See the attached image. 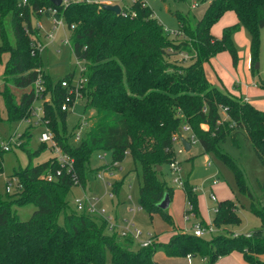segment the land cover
Masks as SVG:
<instances>
[{
	"label": "trees",
	"instance_id": "trees-1",
	"mask_svg": "<svg viewBox=\"0 0 264 264\" xmlns=\"http://www.w3.org/2000/svg\"><path fill=\"white\" fill-rule=\"evenodd\" d=\"M43 6L55 7V15L64 18L72 53L76 60L86 63L85 111L95 110L94 124L88 127L78 146L69 144L73 133H67V111L61 110L67 89L60 82L71 78L72 73L54 83L42 70L37 49L39 28L32 18L42 16L39 10ZM231 10L236 12L239 23L225 28L221 38L215 37L212 27ZM8 14L14 46L9 44L3 27ZM175 15L184 39L171 40L150 6H142L140 2L116 14L95 2L55 6L50 0H27L26 4H21V0H0V54H8L0 94L8 122L29 117L33 102L48 94L49 99L43 101L42 118L61 151L73 159L79 184L84 186L88 173L85 166L93 151L110 152L112 162L127 153L140 166L139 205L149 213H162L168 222L171 217L167 209L157 204L166 193L171 198L172 189L159 174L175 158L174 142L182 125L190 127L205 152L214 151L233 167L241 190L249 195L252 194L242 169L221 151L219 143L228 136L236 141L239 134L245 133L264 165V110L213 85L205 70V64L223 51H229L237 63L233 35L240 25L250 33L252 69L256 68L264 28V0H210L204 16L195 25L189 16ZM183 53L190 56L189 65L172 61ZM36 81L44 88L38 94ZM10 85L31 89L17 101ZM258 85L264 89V81ZM25 144L22 142L19 147ZM37 152L28 151V155ZM3 153L0 151V170ZM157 166H162V170L158 171ZM47 172L55 179H43L41 176ZM12 177L16 180L14 195L4 201L0 199V264H159L154 258L157 245H163L170 257L199 254L215 263L235 251L246 264H264V227L253 231L251 236L218 234L211 239L177 232L166 244L154 243L133 250L131 238L105 234V220L84 211H67L66 195L74 186L72 172L62 167L56 157L14 169ZM184 189L190 205L187 212L197 215L195 189L188 181L184 182ZM28 203L36 209L28 220H20L12 205ZM234 206L230 201L218 204L214 219L217 227L229 220L238 221ZM254 212L264 218L261 211L254 209ZM200 225L205 227L203 221Z\"/></svg>",
	"mask_w": 264,
	"mask_h": 264
},
{
	"label": "rangeland",
	"instance_id": "rangeland-1",
	"mask_svg": "<svg viewBox=\"0 0 264 264\" xmlns=\"http://www.w3.org/2000/svg\"><path fill=\"white\" fill-rule=\"evenodd\" d=\"M131 1L121 0L119 3L123 6L129 5ZM209 2L210 0H149V6L152 9L154 17L163 24L168 37L171 40H177L184 39L186 36L175 33L178 31L180 25L179 19L175 14L181 13L189 16L192 24L195 25L196 21L204 16ZM196 3H198V6L193 8V5ZM234 19V16L231 18L230 15L223 20L220 19L221 22L219 20L212 28L214 36L221 38L225 28L239 23V20H237L232 25L222 27V24ZM32 23L34 25H41L38 32V39L43 45L40 57L44 73L54 83L72 73L71 78L67 80H70L72 83H77L80 79V64L72 53L71 43L64 41L69 38L67 28L59 27L52 29L55 25L47 16H36L32 18ZM3 27L9 44L14 46L15 36L10 14L3 19ZM172 31L175 32L172 33ZM46 33H51V37L45 36ZM233 41L238 53L237 63H234L229 51L225 52V55L230 60V64H225L230 69L234 67V72H231L228 68L233 78L229 90H236V85L241 84L245 89L247 85L255 86V84L264 81V28L261 32V48L258 61L260 66L258 69H252L251 36L245 26H239L233 35ZM7 60V53L0 54V90L4 84L3 64ZM172 61L189 65L191 58L189 56L184 57L183 55H179L176 58H172ZM81 65L87 71L84 61H81ZM179 65L174 66L175 69L179 68ZM237 71L240 74L238 78L234 77ZM236 82L237 84L235 85ZM84 87L86 85L81 89V97L72 104L66 113V131L69 135L73 133L69 139L71 146H78L81 139L86 135V131L88 130L86 126L77 127L83 116H85L89 127L94 124L92 116L95 110L91 109L87 113L85 111L86 99L84 97ZM257 87L264 91L259 85ZM9 88L15 100L18 101L21 94L28 92L31 86L17 88L10 85ZM223 91L236 99L244 101L242 97L234 95L235 93L232 91H230L231 93L225 90ZM46 98L49 99L48 94L44 97L45 100ZM259 99L262 100V103L256 102L254 104L257 108L264 110V97ZM33 105L35 108L43 106V101L41 99L35 100ZM223 117L224 119H228L225 115ZM34 120L35 118L32 117V122H8L4 100L0 94V144L15 132L22 134L21 142L26 143L24 147L12 145L9 151L2 154L0 199L3 201L11 198L16 191V180H12L15 179L12 177L14 169L25 168L29 163L36 165L56 155L50 144L43 145L39 141L40 133L44 128L42 125L34 124ZM58 123L62 126L60 120ZM184 127L182 125L178 134L179 136L174 142L173 150L175 158H173L172 162L177 161L180 164L182 181H188L195 189L198 199L197 215L192 213L187 217L186 213L190 209V205L187 200L186 191L183 186L175 181L177 175L172 172L169 164L164 165L163 172L159 174V178L165 181L167 186L172 189L171 204L166 210L171 217V222H168L162 213H149L139 205L138 197L141 184L139 164L134 162L129 154L125 153L111 174L104 172L107 164L113 160L110 152L101 150H95L89 156L85 166V171H88V173L85 175L84 186H72L68 191L66 201L68 202L69 208H67V211L69 212L71 209H75L74 200L76 198L87 199L88 203L96 209L98 213L95 214L96 217L101 219L111 218L118 230L132 225V229L135 228L141 233L139 240H143L147 234H151L156 238V243L162 244L168 243L177 232L193 233V230L196 228L195 226L199 225L201 221L205 224L204 229H211L204 236L207 239H211L218 234H234L235 236L241 234L248 235L255 230L263 228L264 218L256 214L254 209L264 214V165L257 156L252 142L247 138L245 133L239 134L236 141L233 140L232 136H228L226 141L219 143V148L222 152L228 154L242 169L246 184L252 195L241 190L233 167L214 151L205 152L197 137L190 142L192 149L186 151L181 138L184 137L189 141L191 140L192 133ZM203 128L209 129V126L203 125ZM27 131L29 135L25 136L24 134ZM76 135H79L80 139H77ZM35 150H39V152L30 157L28 151L33 152ZM98 172L103 173L102 178H97L96 173ZM9 181L12 182L11 190L9 193H6L5 188ZM115 186H118V188L114 191ZM213 193L217 198L216 200L212 198ZM225 201H230L235 204L234 209H236V215L239 219L238 221L229 220L220 227H217L214 223L216 209L219 203ZM12 209L16 212L20 220H28L36 207L32 203H28L23 206L12 205ZM62 217L63 214L60 216V223H62ZM104 232L108 236L114 233L108 228H105ZM131 248L137 250L140 246L135 241L132 243ZM192 257V264H243L241 255L235 251L222 256V259H218L215 263L208 262L199 254ZM154 258L159 264H189L186 256H168L163 245L156 246Z\"/></svg>",
	"mask_w": 264,
	"mask_h": 264
},
{
	"label": "built area",
	"instance_id": "built-area-1",
	"mask_svg": "<svg viewBox=\"0 0 264 264\" xmlns=\"http://www.w3.org/2000/svg\"><path fill=\"white\" fill-rule=\"evenodd\" d=\"M121 0H61V4L62 6H66L70 3H82V2H86V3H98L99 6L101 7L102 4H110V5H114L117 4L119 5L121 11H125L129 8L130 5H132L134 2H140V4L142 6H149V0H132L131 3L129 5H121L119 2ZM156 1V0H153ZM27 0H21V4H26ZM198 3H196L195 5H193V8L197 7ZM39 13H41L42 16H47L51 19V21L53 22V24L55 25L52 29H56L59 27H66L68 30V26L64 20L63 17H58L56 16V8L52 7V6H43L40 10ZM134 15V14H133ZM37 28H40L41 25H34ZM166 32V31H165ZM175 31H172V33ZM177 35L181 34L183 35V33L179 32V30L177 32H175ZM38 35V34H37ZM45 36L47 37H51V33L49 34H45ZM66 43L70 42V37L67 40H64ZM43 48L42 43L39 41L37 43V49L38 51L41 53V50ZM34 52V51H33ZM184 57H188L189 55L186 53L181 54ZM190 57V56H189ZM78 63L80 64V79L77 83H72L70 80L67 79H63L60 83L61 86L67 89V94L61 104V110L63 111H68V109L72 106V104H74V102L79 99L81 97V89L83 88V86H85L87 84V77L85 76V71L86 68H84L81 65V60H77ZM43 88L42 86L39 84V81H36L35 83V93L38 94L40 91H42ZM45 99H43L42 101H44ZM46 100H48V98H46ZM44 115V109L43 106H39L37 108L34 107V105L32 104L31 108H30V115L27 118H23L20 120V122H24V121H31V118L34 117V124H39L42 125V127L44 128V130L40 133L39 136V141L41 143L44 144H50L53 151L55 152V156L56 160L60 163V165L62 167H64L68 172H72V179L74 182V186H80L79 182H78V178L73 170V159L71 157H69L68 155L64 154L60 147L56 144V141L54 139V135L53 132L49 129L48 125L46 124V122L44 121V119L42 118ZM85 116H83L80 119V122L78 123L77 127H82V126H86L87 128L88 126V122L85 120ZM19 122V121H18ZM32 122V121H31ZM186 130L191 132V129L189 126H185L184 127ZM179 135L176 136L175 140L178 138ZM21 137L22 134H19L18 132L13 133L12 135H10L6 141L2 142L0 144V151H4L7 152L11 149L12 145L15 146H20L21 145ZM77 139H80L79 135H76ZM195 138V135L192 134L191 140H189V142H191L193 139ZM118 166V161H114L111 162L109 164H107L104 172H109L110 174L116 169V167ZM172 172L174 174L177 175V178L175 179V181L180 184L181 186L184 187V181H182L181 179V166L180 164L176 161V162H171L169 164ZM60 171H57V174H59ZM97 178H102L103 177V173L102 172H98L96 173ZM43 179L47 180V181H52L55 179V176L50 173H44L41 176ZM15 181V179H12ZM11 183L12 182H8L6 185V192H10V187H11ZM212 198L214 200H216V196L213 193L212 194ZM74 204H75V210L81 212H87L89 214L95 215L98 214L96 209L94 208L93 205H91L90 203H88L87 199L84 198H76L74 200ZM102 214V213H100ZM187 217L188 212L186 213ZM103 220L106 221V228H108L109 230H111L112 232H114V234H116L119 238L124 239V238H131L133 242L137 241V243L139 244L140 247H148L154 243H156V238L151 235V234H147V236L143 239V240H139L141 233L140 231H138L137 229H132V225H128L124 228H121L118 230V228L116 227L115 223L113 220H111V218H102ZM196 228L193 230V233L197 236L203 237L205 236V234L211 231V229H204L200 224L195 226ZM212 228V227H211ZM213 229V228H212ZM247 236H251V233L248 234ZM191 257V256H189Z\"/></svg>",
	"mask_w": 264,
	"mask_h": 264
},
{
	"label": "crops",
	"instance_id": "crops-1",
	"mask_svg": "<svg viewBox=\"0 0 264 264\" xmlns=\"http://www.w3.org/2000/svg\"><path fill=\"white\" fill-rule=\"evenodd\" d=\"M229 15L231 16V18H233V16H234L235 19L230 21V22L222 24L223 25L222 27H224L226 25H232V24L236 23L237 20H239L236 12L232 11V10L227 11L222 16L221 20H223L224 18H226ZM221 20H220V22H221ZM212 34H213V32H212ZM225 52H227V51H223V52L218 53L216 56L212 57L208 63L205 64V70H206V74H207L209 81L213 85H215L219 88L222 87L221 88L222 90H225L228 92L232 91L233 93H235L234 95L242 97L244 101L251 102L252 104H254L256 102L262 103V100L259 98L264 97V91L257 87L258 83L255 84V86L247 85V87L244 89L241 86V84L236 85L237 84V82H236L235 87H237V89L236 90H229L230 89L229 87H230V84L232 83L233 78L231 77L230 72L228 71L229 67L226 65L227 63L230 64V60H229V57L227 55H225L226 54ZM248 64H249V58H248ZM233 68L232 69L229 68L231 70V72H234ZM239 75L240 74L237 71V73H236V75H234V77L238 78ZM257 99H259V100H257ZM187 258L189 260V264H192L193 257L188 256ZM262 258H264V256ZM219 259L221 260L222 258L220 257ZM205 260H207V259H205ZM241 260H242L243 264H246L244 262L242 256H241Z\"/></svg>",
	"mask_w": 264,
	"mask_h": 264
},
{
	"label": "water",
	"instance_id": "water-1",
	"mask_svg": "<svg viewBox=\"0 0 264 264\" xmlns=\"http://www.w3.org/2000/svg\"><path fill=\"white\" fill-rule=\"evenodd\" d=\"M55 6H59L61 4V0H50ZM101 8L114 12L116 14H119L121 12V9L119 7V5L114 4V5H110V4H102ZM259 63L256 64V68H259ZM181 141L183 143V146L185 148L186 151L190 150L192 148L191 143L184 137L181 138ZM157 170L161 171L162 170V166H157ZM171 204V198L169 196L168 193L165 194L164 198L162 199L161 202H159L157 204V206L163 210L168 209L170 207Z\"/></svg>",
	"mask_w": 264,
	"mask_h": 264
}]
</instances>
